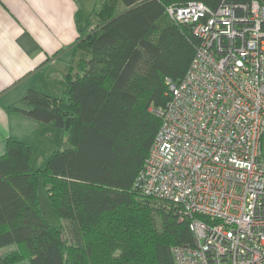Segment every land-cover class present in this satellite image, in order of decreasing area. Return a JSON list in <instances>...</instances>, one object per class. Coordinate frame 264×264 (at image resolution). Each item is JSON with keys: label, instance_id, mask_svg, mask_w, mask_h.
I'll return each instance as SVG.
<instances>
[{"label": "trees", "instance_id": "obj_1", "mask_svg": "<svg viewBox=\"0 0 264 264\" xmlns=\"http://www.w3.org/2000/svg\"><path fill=\"white\" fill-rule=\"evenodd\" d=\"M190 1L216 8L222 0H97L61 96L28 91L26 113L65 129L68 146L34 167L29 144L8 138L0 250L14 248L0 264H175L172 247L194 243L181 206L138 183L170 99L167 79L184 77L199 44L166 8ZM41 179L66 229L45 217Z\"/></svg>", "mask_w": 264, "mask_h": 264}, {"label": "built area", "instance_id": "obj_2", "mask_svg": "<svg viewBox=\"0 0 264 264\" xmlns=\"http://www.w3.org/2000/svg\"><path fill=\"white\" fill-rule=\"evenodd\" d=\"M199 39L184 77L167 79L163 123L138 174L144 193L190 218L175 264H264V3L168 5Z\"/></svg>", "mask_w": 264, "mask_h": 264}, {"label": "crops", "instance_id": "obj_3", "mask_svg": "<svg viewBox=\"0 0 264 264\" xmlns=\"http://www.w3.org/2000/svg\"><path fill=\"white\" fill-rule=\"evenodd\" d=\"M96 3L0 0V157L11 137L29 144L34 167L68 146L67 131L29 116L26 111L31 108L24 98L31 89L61 96L75 42L93 22Z\"/></svg>", "mask_w": 264, "mask_h": 264}, {"label": "rangeland", "instance_id": "obj_4", "mask_svg": "<svg viewBox=\"0 0 264 264\" xmlns=\"http://www.w3.org/2000/svg\"><path fill=\"white\" fill-rule=\"evenodd\" d=\"M122 7L123 5L120 4L118 9L122 10ZM39 197L41 208L47 220L56 226H63L66 229V222L64 220H60L53 209L43 179H41L39 182ZM22 264H28V262H24Z\"/></svg>", "mask_w": 264, "mask_h": 264}]
</instances>
